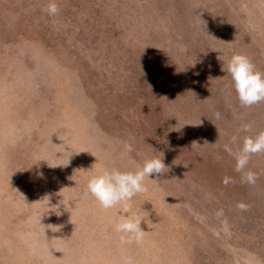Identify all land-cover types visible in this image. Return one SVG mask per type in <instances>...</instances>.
<instances>
[{
  "label": "rangeland",
  "instance_id": "rangeland-1",
  "mask_svg": "<svg viewBox=\"0 0 264 264\" xmlns=\"http://www.w3.org/2000/svg\"><path fill=\"white\" fill-rule=\"evenodd\" d=\"M50 2L0 0V264H264V156L244 169L250 185L225 150L255 137L242 124L259 111L240 105L227 63L242 54L264 72L240 0H163L178 61L126 37L98 0H55L54 16ZM151 156L170 168L133 198L146 236L122 247V209H102L87 184ZM166 175L207 186L223 225L196 223Z\"/></svg>",
  "mask_w": 264,
  "mask_h": 264
},
{
  "label": "clouds",
  "instance_id": "clouds-1",
  "mask_svg": "<svg viewBox=\"0 0 264 264\" xmlns=\"http://www.w3.org/2000/svg\"><path fill=\"white\" fill-rule=\"evenodd\" d=\"M58 12V5L55 0H52L47 6V13L54 16ZM222 70L224 71V68ZM227 73L231 75L242 107H251L264 102V72L256 70L247 56L233 55L227 63ZM218 117L219 113H217ZM248 128L249 126L245 125L243 130L247 131ZM232 139L233 142L236 141L235 136ZM124 150L130 153L134 149L131 143L124 142ZM225 150L235 156L236 171L241 173L242 181L254 185L257 180L256 174L251 171L245 172L244 169L252 155L264 152V132H260L255 137H246L240 153L233 154L232 149L227 145ZM168 171L169 167L164 159L156 157L146 160L142 167L134 172L121 171L117 168L105 169L99 175L89 179L87 191L99 202L102 209L109 210L117 207L122 209L120 222L114 229L119 234L120 246L143 243L146 236V231L141 227L143 219L139 213L132 211L131 202L138 194L147 191L146 179H150L153 175L158 178ZM237 207L241 210L248 208L244 203L238 204ZM121 264H137V262L132 256H124L121 258Z\"/></svg>",
  "mask_w": 264,
  "mask_h": 264
},
{
  "label": "water",
  "instance_id": "water-1",
  "mask_svg": "<svg viewBox=\"0 0 264 264\" xmlns=\"http://www.w3.org/2000/svg\"><path fill=\"white\" fill-rule=\"evenodd\" d=\"M104 12L109 15L116 24L121 27L126 37L134 41H139L141 44H150L156 52H165L170 54L171 58L178 61L185 47L172 34V28L169 23L171 13L163 7V0H98ZM263 1V0H262ZM261 0H240L241 8L244 10L245 20L256 27L263 33L264 41V17L259 16L256 8L260 6ZM153 35V39H149V35ZM193 67V63L189 62ZM189 81L195 79V75H189ZM259 107L258 114L253 115V118L244 121L242 128L245 125L249 126L248 131L252 130L254 136L260 132H264V102L256 104L253 110L256 111ZM264 156V152L259 155ZM151 156L148 159L156 158ZM163 159L161 157H158ZM169 160V159H168ZM164 161V162H168ZM168 165L167 163H165ZM169 167V166H168ZM170 168V167H169ZM160 176H163L160 175ZM159 176V177H160ZM169 179V187L167 189L179 197L183 202L184 210L190 211L193 209V218L196 223L203 224V217H209L212 214L214 223L219 222L218 227L223 225V219L217 213H212L209 203L206 199L209 194V189L202 183L192 179H179L166 175ZM214 214V215H213ZM1 254H8L6 249H0ZM235 264V263H233Z\"/></svg>",
  "mask_w": 264,
  "mask_h": 264
}]
</instances>
